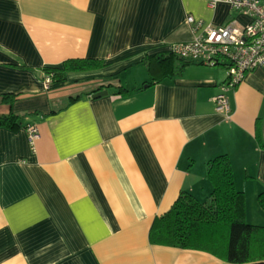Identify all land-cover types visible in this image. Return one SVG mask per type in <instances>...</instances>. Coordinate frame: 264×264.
Returning <instances> with one entry per match:
<instances>
[{
    "label": "crops",
    "instance_id": "1",
    "mask_svg": "<svg viewBox=\"0 0 264 264\" xmlns=\"http://www.w3.org/2000/svg\"><path fill=\"white\" fill-rule=\"evenodd\" d=\"M208 1L0 0V115L21 120L0 125V264H226L149 240L181 191L208 200L206 164L221 154L245 220L264 226V65L227 93L228 114L213 101L222 67L189 61L163 76L146 65L201 31L187 15L249 23ZM76 58L103 65L45 84V68Z\"/></svg>",
    "mask_w": 264,
    "mask_h": 264
},
{
    "label": "trees",
    "instance_id": "2",
    "mask_svg": "<svg viewBox=\"0 0 264 264\" xmlns=\"http://www.w3.org/2000/svg\"><path fill=\"white\" fill-rule=\"evenodd\" d=\"M189 63L171 52L146 60L148 69L156 66L163 76L179 73ZM102 65L99 60L76 58L65 60L62 68L44 71L52 82H59L67 74L96 70ZM0 125L16 128L21 120L13 113L1 114ZM206 177L212 184L208 200L201 202L181 191L170 209L154 218L149 229L150 242L207 251L223 257L226 264L264 263V226L245 220L244 194L235 188L229 157L221 154L210 159ZM257 203L264 210V190L258 193Z\"/></svg>",
    "mask_w": 264,
    "mask_h": 264
},
{
    "label": "built area",
    "instance_id": "3",
    "mask_svg": "<svg viewBox=\"0 0 264 264\" xmlns=\"http://www.w3.org/2000/svg\"><path fill=\"white\" fill-rule=\"evenodd\" d=\"M219 2L227 3L231 9L250 17L249 23L239 25L230 19L222 26L203 25L201 19L192 15L186 21L192 31L201 28L193 39L172 45L171 53L197 64L222 67L226 79L220 86V92L214 97L215 111L223 114L230 112L227 93L233 90L255 68L264 65V3L262 0H209L214 7ZM45 84H51V77L45 76ZM27 138L33 148L39 138L35 125L26 127Z\"/></svg>",
    "mask_w": 264,
    "mask_h": 264
},
{
    "label": "water",
    "instance_id": "4",
    "mask_svg": "<svg viewBox=\"0 0 264 264\" xmlns=\"http://www.w3.org/2000/svg\"><path fill=\"white\" fill-rule=\"evenodd\" d=\"M107 94V91L106 90H103V91H98V92H95L92 97L93 98H98V97H101V96H104Z\"/></svg>",
    "mask_w": 264,
    "mask_h": 264
}]
</instances>
